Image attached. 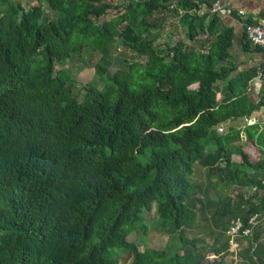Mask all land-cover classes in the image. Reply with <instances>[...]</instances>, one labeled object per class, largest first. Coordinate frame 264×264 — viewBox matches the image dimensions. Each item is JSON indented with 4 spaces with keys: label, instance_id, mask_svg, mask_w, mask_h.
Wrapping results in <instances>:
<instances>
[{
    "label": "trees",
    "instance_id": "trees-1",
    "mask_svg": "<svg viewBox=\"0 0 264 264\" xmlns=\"http://www.w3.org/2000/svg\"><path fill=\"white\" fill-rule=\"evenodd\" d=\"M230 15L222 0H0V264H264V72H239ZM85 50L96 80L75 93L65 66ZM152 229L176 243L129 240Z\"/></svg>",
    "mask_w": 264,
    "mask_h": 264
},
{
    "label": "rangeland",
    "instance_id": "rangeland-1",
    "mask_svg": "<svg viewBox=\"0 0 264 264\" xmlns=\"http://www.w3.org/2000/svg\"><path fill=\"white\" fill-rule=\"evenodd\" d=\"M33 6V5H31ZM47 11V10H46ZM118 12H114L113 15H116ZM184 38V34L183 32L180 30L179 31V36H177L174 39V43L180 42L181 40H183ZM122 53L124 54V56L128 59H132V55L129 54L128 52H124L123 49H118V52H114V58H119L120 56H122ZM100 59V56L98 54H93L90 50H85L82 52V55L80 56V61L76 62L72 65H67L65 66V70L70 69L72 71L73 77L77 80L78 82V86H76L74 88V92L77 93L79 92V90L82 89L83 85H87L93 81L96 80L95 77V71H94V67L98 64ZM121 69V66L119 64H117L115 66V70ZM196 88V87H195ZM255 98H257V96L254 95ZM258 100V99H257ZM247 151L251 154V156L254 158V160H259V152L257 150L256 147L253 146H249ZM199 179H200V183H205L204 179H205V172L202 171L201 174H199ZM224 195L226 194H237L238 190H236L234 187L230 188V190H225L224 192H222ZM149 218L152 219H157V216L150 214ZM140 234L138 232H134L130 237L129 240L130 241H134L136 242L138 245H140L141 250H144V248H146L147 246L153 247L155 249L158 250H164L166 249L167 245L169 243H176V240L171 237L172 234H169V232H160V231H154V229H152V231L149 233V235L146 237L147 239V244H142L141 243V239H140ZM145 239V238H144ZM243 244V241H241ZM236 250V249H235ZM233 256L229 257L226 259V261L229 264H236L238 261L237 260H233ZM132 258H130L129 256L126 255H122L121 256V262L120 264H132Z\"/></svg>",
    "mask_w": 264,
    "mask_h": 264
},
{
    "label": "crops",
    "instance_id": "crops-1",
    "mask_svg": "<svg viewBox=\"0 0 264 264\" xmlns=\"http://www.w3.org/2000/svg\"><path fill=\"white\" fill-rule=\"evenodd\" d=\"M222 3L237 12L236 17L230 15L225 17L224 21L226 24H231L234 29L233 54L239 65V72H247L255 68L264 72V52L254 49H251L250 52L244 51L245 26L247 21L252 19L264 22V0H222ZM250 91L258 98L262 91V83L259 78L250 85ZM256 118V123L264 125V110Z\"/></svg>",
    "mask_w": 264,
    "mask_h": 264
},
{
    "label": "built area",
    "instance_id": "built-area-1",
    "mask_svg": "<svg viewBox=\"0 0 264 264\" xmlns=\"http://www.w3.org/2000/svg\"><path fill=\"white\" fill-rule=\"evenodd\" d=\"M212 12H220L222 15L229 14V11L223 8L219 2H216L212 8ZM247 33L249 36V39L253 43V45L264 48V23H260L257 25H250L248 26ZM242 224L240 222L235 223V225L231 228L230 234L232 236H236L240 230L242 229ZM244 234H249V230H246ZM237 244H234L232 247V250H234V247H236Z\"/></svg>",
    "mask_w": 264,
    "mask_h": 264
},
{
    "label": "water",
    "instance_id": "water-1",
    "mask_svg": "<svg viewBox=\"0 0 264 264\" xmlns=\"http://www.w3.org/2000/svg\"><path fill=\"white\" fill-rule=\"evenodd\" d=\"M247 28H248V26L246 25V26H245V29L247 30Z\"/></svg>",
    "mask_w": 264,
    "mask_h": 264
},
{
    "label": "bare ground",
    "instance_id": "bare-ground-1",
    "mask_svg": "<svg viewBox=\"0 0 264 264\" xmlns=\"http://www.w3.org/2000/svg\"><path fill=\"white\" fill-rule=\"evenodd\" d=\"M235 239H237V238H235ZM235 239H234V240H235ZM234 240H233V241H234ZM236 244H237V243H236Z\"/></svg>",
    "mask_w": 264,
    "mask_h": 264
}]
</instances>
